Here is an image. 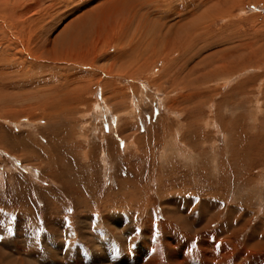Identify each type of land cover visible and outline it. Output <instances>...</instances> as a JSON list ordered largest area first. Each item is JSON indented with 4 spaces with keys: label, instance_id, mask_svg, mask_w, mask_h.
<instances>
[{
    "label": "rangeland",
    "instance_id": "rangeland-1",
    "mask_svg": "<svg viewBox=\"0 0 264 264\" xmlns=\"http://www.w3.org/2000/svg\"><path fill=\"white\" fill-rule=\"evenodd\" d=\"M90 2L63 5L39 19L33 56H13L0 67V264H154L161 251L163 263L172 264L167 248H154L180 228L173 223L164 231V190L155 193L182 182L213 191L227 187L224 205L254 211L253 227L264 216V53L255 56L259 61L248 54L264 49V0H234V7L233 0H159L156 10L141 2L135 13L107 6L101 23L93 9L105 0ZM179 8V20L166 18ZM150 11L147 18L161 13L165 24L141 29L140 15ZM230 11L233 27L202 33L205 16ZM187 20L190 34L182 28ZM226 23L216 21L209 31ZM137 40L151 41L138 57ZM232 41L252 48L240 52ZM238 53L243 66L226 74L223 68H234ZM146 57L148 65L134 72ZM247 162L256 181L249 186L218 171L243 173ZM201 165L209 173L202 179L194 176ZM125 188L142 189L157 231L148 215L128 221L121 207L102 213L101 202L114 201ZM224 220L220 214L204 229L182 230L192 237L196 264H219L209 256L214 250L201 256L206 237L222 243L227 255L243 249L251 228L220 235ZM137 248L149 255L144 261L135 260ZM222 264H236V258Z\"/></svg>",
    "mask_w": 264,
    "mask_h": 264
},
{
    "label": "bare ground",
    "instance_id": "bare-ground-1",
    "mask_svg": "<svg viewBox=\"0 0 264 264\" xmlns=\"http://www.w3.org/2000/svg\"><path fill=\"white\" fill-rule=\"evenodd\" d=\"M69 1H70V3H68ZM90 1L91 0H0V67H3L4 65H2V63H4L5 60H7L10 57H13V56H15V58H16V56H18V57H21L22 56L23 57V56H25V54H28V55H32L33 56L35 48L33 49L32 44L34 43V40L36 39L35 38V31H34V29L37 28L36 26L38 24H40V23H38L39 19H41V18H43V19L49 18V16L52 15V13H54L56 11H60V10H58V7H60V6H63L64 5L67 8L68 7L67 6L68 4L70 5L72 3H82V5H85L86 2L87 3H91ZM92 1H94V3H98L99 2V0H92ZM230 1H232V0H230ZM141 2H143L146 5H153L154 7H152V9L155 8V10H156L158 8L157 7V2H159V0H141L138 3L136 1L137 4L135 3L134 0H108V1L105 0V2H103L102 4H99L98 3L99 5H96V7H94V9H93V10H95L94 12H96L95 17L98 15V17H96L95 21L101 23V22H104V21L107 20V16H104V15H102V13H100L102 10L106 9L107 6L113 7V9L115 8V10H117V8L120 7V9L121 8L122 9H130V10H133V12H134L135 9L139 8V5H140ZM41 3L43 5H41ZM232 3H233V4H231L232 6L235 5L234 4V0H233ZM120 9L118 11H120ZM93 10H92V12H93ZM110 10H111V8H110ZM47 12L49 13L48 15L45 14ZM130 12H126V13H130ZM182 13L183 12L179 8V9L176 10V12L174 11L173 14L166 15V18L169 19V18H171V17L174 16V17H177V20H179L182 17ZM114 14H115V12H114V10H112V12L109 15L110 16H113ZM150 14H151V11L149 12V14L143 12V14L140 15L141 22L139 20V25L138 26H140L141 29H144L145 30V28H147V29L149 27L152 28L154 26H157L158 24H160V25H162L163 23L165 24L164 21H161L162 19H165V16L162 17V14L161 13H160V16L157 17L156 19H153V17L152 18H147L148 15L150 16ZM116 15H117V13H116ZM43 16H45V17H43ZM232 18H233V16L231 14V11L230 12L216 13L215 15L213 14L210 17L209 16H205V18L203 19L202 24L204 23V25H205V22L204 21H206L207 22L206 23L207 24L206 25V28L207 29L205 28L204 32L202 30V33H205L206 31H208V34L210 36V35H213L215 33L221 32L222 27L223 28H227V27H230V26L233 27L234 24H233ZM221 19L227 21V23L224 24V25H222L221 27H219L216 30L213 29L212 31H209L213 27V25H215L216 21H220ZM123 20H125V19H123ZM147 20H149V21H147ZM201 20H202V17H201ZM41 21H42V19H41ZM126 22H128V21H126ZM199 22H200V20H198V21L195 20L194 23L197 26V23L199 24ZM155 23H156V25H155ZM176 24H178V23H176ZM187 24L188 25L190 24V21L189 20H187L186 23L184 22V25H182V28L183 29L186 28L185 31L189 30L188 27H187L188 26ZM125 26H127V25H125ZM183 26H185V27H183ZM200 26H201V22H200ZM140 28L138 29L139 31H140ZM189 28L191 29V27H189ZM200 29H202V28H200ZM152 30H154L155 33L160 31L158 29V27H156L155 29H152ZM139 31H138V33H139ZM147 31L148 30H146V32ZM187 32L189 33L190 31H187ZM191 33L193 34V31ZM236 34H237L236 36L238 37L239 36L238 32ZM136 35H135V37H136ZM146 35L147 34H145V39H146ZM170 37H171V34H170ZM166 38H167V36H166ZM139 39H140V37H139ZM238 39H239V37H238ZM146 41H144V40H139L138 41L137 40L135 42V45L133 44L135 46L134 47V50H135L134 52H135V55L137 54V57H138V55L141 56L142 52H144L146 48L148 49V44L151 41H149V42L147 41V43H146ZM171 43H174V42H170V44ZM175 43L177 44V41H175ZM232 43L235 44L236 42L234 43L232 41ZM231 44L229 43V45H231ZM243 46H244V44H242V43L241 44L236 43L234 45V48L239 49V51L240 50L241 51L244 50V52H245V50L252 48V47H249V46H247V47L246 46L243 47ZM232 51L230 53H232ZM263 51H264V49H262V48L256 49V51H252L248 55H250V57L253 59V58H256L255 56L257 54L262 55V53H264ZM165 53H166V51H165ZM226 53L224 52V54H226ZM238 54H240V53H238ZM219 55H221V54H219ZM240 55L237 58L238 61L235 62V64L236 63L237 64L235 65L234 68L233 67H225V68H223V71L226 72V74L232 73V71L234 69H236V68H238L240 66H243V64H242V61L243 60L241 59L242 58V54H240ZM132 57H134V55ZM236 57H237V55H236ZM35 58H37V56L34 57V59ZM17 59H19V58H17ZM146 59H147V57L146 58H143L142 60H144L145 62H142L140 65H138V66L135 65L136 67L132 68L133 71L135 72L138 69L143 68L145 66V64L147 63L146 62ZM64 60H67V59H64ZM67 61H69V60H67ZM258 61H259V58H258ZM69 62H71V61H69ZM244 62H245V59H244ZM247 62L249 63V61H247ZM84 64H86V63H84ZM146 65H148V63ZM229 65L231 66V64H229ZM86 66H88V65H86ZM222 66H223V63H222ZM261 67H262V65H261ZM111 70L112 69H110V72H111ZM114 94H115V92H114ZM2 101L4 102V100H2ZM139 140L140 139H137L136 142L138 143V142L141 141V140L140 141ZM246 156H249V155H246ZM142 158H145V157H142ZM253 158L250 161V165L255 162L253 160ZM139 159H140V156H139ZM243 162H244V160H243ZM202 164H204V163H202ZM247 164H248V166L247 165L246 166L244 165L243 167H241V168H244L245 169V170L244 169L241 170L243 173H241V172L239 173V171H237L235 169L233 171H230V169L229 170L228 169L227 170L226 169H224V170L223 169H218V171L227 180H230L232 177H236L237 179L242 178L241 179V183L246 184L247 186H249L251 181L253 183H256V181H255V178H253V176L251 174H249V173L252 172L251 171L252 170V167H250L249 162H247ZM230 165H232V163L230 164V160H229V166ZM242 165H243V163H242ZM254 165H256V164H254ZM241 168H239V169H241ZM135 173L137 174V170L135 171ZM158 174H160L161 176H164L160 172H158ZM174 174H176V172L172 171V172L167 173L165 177L166 178L169 177L168 180L171 181L172 180V177H174ZM208 174L209 173L207 171V167L201 165L199 174L196 173V174H194V176L197 177V178H199V177L201 178L202 175H205V177H207ZM184 176L187 178L189 176L192 177L193 175L191 173H189V174H184ZM248 176H250V177H248ZM197 178H194V180L197 179ZM186 183L183 184V182H182V184L179 187H176L173 184H171L172 187H169V188H163V187L160 186L158 188L157 193H155V194H158V193H161L164 190L163 191L164 196H165V201L163 203V206L165 207V224L163 225L164 231L166 232L167 230H170L169 225H171L173 223H177L176 225L181 230V231L179 230L178 232H176V234H172V237L171 238H168V237L167 238H162L161 239V242L158 241L160 244H159V246H156L154 248L155 252H157L158 247L161 246L162 248H167L168 249V251H169V257L171 259L170 262L172 264H178V261L179 260H182L186 264H196L191 259V254L192 253L195 254V252H196V251H192L191 250L190 239L192 240V237L190 236V234H188L189 232L187 233L186 230L185 231H182V230H184V229L191 230V229H189V227H192V229H196V231H199L201 228L204 229V228L208 227L209 225L215 223L213 220H215L216 218H218L220 216V214H221V215H224L225 216V220L223 222H220L219 223V227H218V231L217 232L220 235L221 234H225L226 235V233L229 234V235H231L232 233H237V234H240L241 233L242 234L248 228L249 229L251 228V232L249 234L246 233L247 236H246V241H245V245H244L243 249L242 250H234V251H231L230 253H233V254H228V255L229 256L232 255L233 257L236 258V264H257V263H259L258 261L260 259L262 261L261 264H264V216L261 217V219H259V221H257L254 224L253 227H251L250 221L256 217L255 216L256 214H255L254 211H251L250 209H247L245 207V205H242V204L224 205V203L227 201V198H226V194H227L226 192L228 191L227 187L218 188L219 186L218 187L214 186L216 188H215V191H213V190H211L213 187H210L209 188L206 185H201V184L198 185L197 183H195L193 187H191V186L188 187V186H186ZM121 185H122V183H121ZM196 185H198V187H199V192H197V190L195 189V186ZM205 186H206V188H208V190L205 188ZM125 190H127V193H126L127 199L123 196ZM182 191H183V193H182ZM121 192H119V194H117L116 197L113 196L114 201L111 200V199H105L103 202H101L102 213L105 214L107 212H110L111 210H114V209H116L118 207H121L122 208V213L123 212L125 213L124 215H125V217H126V219L128 221H134L135 219H142L143 217H146L148 215V216H150V219H151V222H152L151 224L153 225V226L150 225L148 227H151V226H152L151 228L155 227V229H156L155 231H157L159 227H158L157 223L155 221H153L154 219L151 217L152 214L149 213V211L146 209V207H148L149 204H148L145 196H142L141 197L142 192H143L142 189H136L135 191H133L131 193L128 188H125ZM119 201H121V202H119ZM109 202H111L112 204H110ZM169 207H172L173 208L174 212L172 214H174V215L170 214ZM177 207H179L181 210H178ZM118 210L120 211L121 209H118ZM167 210H169V212H167ZM144 224L145 225H149V223L148 224L144 223ZM123 225H126V224L124 223ZM108 226H109V224H108ZM108 228H110V227H108ZM147 232H149V231L147 230ZM180 234H181L182 237H186L187 239H189V241L188 242H187V240L185 242L183 241L184 243L180 242L179 239H178L180 237L179 236ZM196 235H197V233H196ZM134 236H136V235H134ZM211 236H213V235H211ZM144 237H145V235H144ZM101 243H102V241H101ZM200 246H201V249H202L201 250V256H204V257H205L204 254H206L205 251H207V250L209 251V249L211 251L214 250L213 251L214 253L213 252H212V254L210 253L211 255L209 254V256H211V258L213 257L214 260H216V262L219 263V264H222V263L226 262L227 259H228V257H229L227 255V252L225 251V246L222 243H220V245H219V243L218 244L209 243L208 240H207V237L204 238L202 241H200ZM147 247H149V245ZM211 251H209V252H211ZM160 253L161 254H160V257L159 258H160L161 261H159V259L155 258L156 261L155 260L154 261L156 263H154V264H164L163 261H162V259L164 260V258H162V256H161V255H164V254H162V251ZM136 254H137V257H136L135 260L137 262H140V261H142L143 258L145 259V258H147L149 256V255H147V253H145V250H143V249H138L136 251ZM152 258H154V257H152ZM144 259H143V261H144ZM245 259H247L246 262L244 261ZM167 260L169 261V259H167ZM208 260H210V259H208ZM237 260H240V262L237 263ZM10 263H12V262H10ZM150 263H153V262H150ZM207 263H209V262H207ZM5 264H6V262H5ZM167 264H168V262H167Z\"/></svg>",
    "mask_w": 264,
    "mask_h": 264
}]
</instances>
